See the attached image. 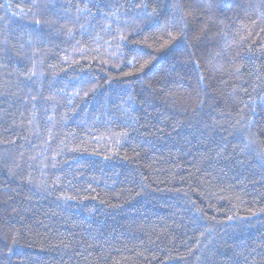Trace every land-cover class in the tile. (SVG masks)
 Wrapping results in <instances>:
<instances>
[{
  "label": "trees",
  "instance_id": "1",
  "mask_svg": "<svg viewBox=\"0 0 264 264\" xmlns=\"http://www.w3.org/2000/svg\"><path fill=\"white\" fill-rule=\"evenodd\" d=\"M261 154L264 0H0V264H264Z\"/></svg>",
  "mask_w": 264,
  "mask_h": 264
},
{
  "label": "snow or ice",
  "instance_id": "2",
  "mask_svg": "<svg viewBox=\"0 0 264 264\" xmlns=\"http://www.w3.org/2000/svg\"><path fill=\"white\" fill-rule=\"evenodd\" d=\"M37 23H39V21H37ZM169 36L171 37L172 36V34L171 33H169ZM176 37H173V39H175ZM237 123H239V121H237ZM233 127H235V125H233ZM252 143H255V140H249L248 141V143L245 145V147H248L250 144H252ZM261 156L262 157H264V154H261ZM13 243H15V240H13Z\"/></svg>",
  "mask_w": 264,
  "mask_h": 264
}]
</instances>
